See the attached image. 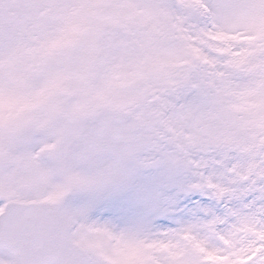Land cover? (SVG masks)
Masks as SVG:
<instances>
[{"label": "snow or ice", "instance_id": "6c2138e0", "mask_svg": "<svg viewBox=\"0 0 264 264\" xmlns=\"http://www.w3.org/2000/svg\"><path fill=\"white\" fill-rule=\"evenodd\" d=\"M0 264H264V0H0Z\"/></svg>", "mask_w": 264, "mask_h": 264}]
</instances>
